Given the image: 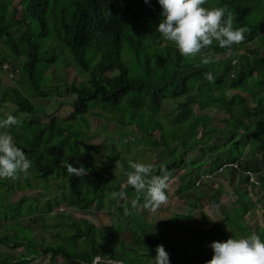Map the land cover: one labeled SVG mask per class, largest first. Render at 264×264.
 I'll list each match as a JSON object with an SVG mask.
<instances>
[{
  "label": "trees",
  "instance_id": "1",
  "mask_svg": "<svg viewBox=\"0 0 264 264\" xmlns=\"http://www.w3.org/2000/svg\"><path fill=\"white\" fill-rule=\"evenodd\" d=\"M204 6L226 7L235 27L249 29L245 40L231 48L214 42L205 49L213 56L210 64L200 63V55H181L161 37L158 0H0V74L9 73L19 83L1 87L0 75V119L18 118L10 131L32 161L26 175L0 178V224L8 223L1 224L0 244L11 250L23 246L18 256L9 254L13 264L47 254L51 264L57 257L63 264H92L97 255L125 264H154L159 244L171 264H206L214 240L253 232L264 239V198H259L263 224L256 225L249 219L252 204L246 196L248 189L254 196L258 188L264 190V0H206ZM69 65L78 75L70 79L64 73L63 81H55L56 68L66 71ZM208 71L213 81L205 77ZM52 94L59 96V109L67 103L71 110L59 115L35 101ZM173 102L176 106L165 110ZM90 115L119 124L123 136L118 146L129 151L141 143L143 151L157 153L153 175H167L169 182L168 200L159 209L177 194L194 209L207 201L219 208V218L206 215L207 229L198 227L196 211L147 219L155 207L148 206L146 193L129 184L126 174L115 176L96 162L95 152L111 141H94ZM218 118L223 127L215 125ZM200 130L202 139L195 138ZM113 155L124 164L128 157L137 161L130 152L123 158L120 151ZM69 163L87 171L69 173ZM182 168L184 173L177 175ZM217 176L233 191L219 187ZM22 189L30 195L14 198ZM132 201L145 209L143 218ZM63 203L81 215L56 209ZM104 211L110 222L97 226L89 214ZM35 212H54L52 222L59 228H47L51 240L11 224ZM178 218L187 221L178 233L188 235L171 232ZM78 238L90 248H70L68 243Z\"/></svg>",
  "mask_w": 264,
  "mask_h": 264
},
{
  "label": "clouds",
  "instance_id": "2",
  "mask_svg": "<svg viewBox=\"0 0 264 264\" xmlns=\"http://www.w3.org/2000/svg\"><path fill=\"white\" fill-rule=\"evenodd\" d=\"M158 3L162 6V19L157 26L161 37L171 41L183 56L200 55L202 64L213 62V56L204 50L214 42L221 47L231 48L244 41L249 30L247 25L235 27L233 13L226 7H205L206 0H158ZM204 75L209 81L215 79L211 71ZM17 124L18 118L12 114L0 119V178H14L20 173L26 175L32 167L31 159L10 131ZM129 165L130 170L125 173L128 183L137 191L146 193L148 206L158 208L166 203L167 175H153L155 165L151 162L129 161ZM67 168L69 173L77 175L87 171L83 165L71 163ZM256 185H260V180ZM132 204L135 207L136 201ZM210 247L213 256L206 264H264V239L254 232L239 238L232 235L226 240H214ZM155 251L154 264H171L170 254L163 244L157 245ZM99 260L109 264H125L123 260L95 256V264Z\"/></svg>",
  "mask_w": 264,
  "mask_h": 264
},
{
  "label": "rangeland",
  "instance_id": "3",
  "mask_svg": "<svg viewBox=\"0 0 264 264\" xmlns=\"http://www.w3.org/2000/svg\"><path fill=\"white\" fill-rule=\"evenodd\" d=\"M20 4L18 5V8H20ZM64 73L67 74V76L70 79L75 78L76 75H78L77 70L74 68V66L69 65L66 68V71L63 70V68L59 67L56 68V74H57V78L55 79V81H57V79H59V81H63L64 80ZM2 76V85L1 87H5V86H10V85H19L18 81L14 78V76H12L9 73H3L1 72L0 74ZM256 78H260L261 74L260 72H257V74L255 75ZM59 100V96H55V94H52L50 97L45 98V97H39L36 98L35 101L39 102V103H45L46 107L48 109V112L51 111H58L59 115H65L67 112H69L71 110V106H69L67 103L66 104H62L60 106V109L58 108V104L57 101ZM170 104V103H169ZM176 106V103L173 102L172 105L170 104L167 105V107L165 108V110L167 109H172ZM3 108V107H2ZM9 108H5V110H8ZM220 116H222V114H219ZM225 116H227V114H223ZM90 125H89V129H91L90 133H94L95 137L93 138L94 141L101 142V140H103L104 138H106V142L104 143H109L108 147H102L101 149L97 150L95 152V158H96V162L97 163H101L102 166H104V170H112L115 172V176L121 177L122 175H124L126 173V170H130V165H129V161H132V157H128L126 158L125 161H127V164H124L123 162H121L119 160L118 157H116L115 155H113V152L116 153L117 151L121 152V158L123 157H127L128 153L130 152L131 156L136 157L137 161H142V162H151L154 165H156V163L158 162V155L157 153H155L154 150H150V149H146L145 151H143L141 149V147H143V144L139 143L137 145H131L130 146V150L127 151V148L125 147H121L117 145V142H119L118 138L123 136V130L118 126V123H115L113 121H106L103 118L97 117V116H93L90 115ZM215 125H219L221 127H223L225 125L224 121H221L219 118L215 121ZM133 131L134 128H132ZM190 135V134H189ZM202 134H201V130H200V134H197L195 136V138H199L202 139ZM116 140V141H113ZM113 142V143H112ZM111 163L112 166L111 168H109L107 166V164ZM121 165H123V167H121ZM184 168L182 169H177L176 170V174H180V173H184ZM175 176V175H174ZM176 177V176H175ZM218 178V176H217ZM216 178V179H217ZM169 183V182H167ZM217 183H219V187H221L222 189L226 190V191H233V186L231 185V183L226 182V180L222 179V178H218L217 179ZM218 187V188H219ZM209 192H212V190H208ZM242 192H244V190H242ZM247 194L246 196L250 199V203L251 205V210L249 211V219L256 225H262L263 224V218H262V207L260 206L261 204H259V198H264V190H262L261 188H258V192H254L255 194H258L257 196H254L252 192L249 193V189L246 191ZM1 193V190H0ZM23 194H29V191L22 189L21 191H18L14 198H18L20 196H22ZM182 195H171L170 197V203L168 206L159 209V207H155L154 209H152L147 215H145L147 217V219H150V217H153V220L155 221H160L163 220L165 218L171 217L174 213H178V214H188V212L190 211H196L197 215H198V219H197V225L199 228L201 229H207L209 227V223L205 222L206 221V215L210 216V218H216L218 219V211L219 208L217 207H212V204L208 203L207 201L205 206H201L200 209H194L188 202L187 199H183L181 197ZM245 196V197H246ZM246 197V198H247ZM247 198V199H248ZM258 198V200H257ZM42 199V197H41ZM14 200V199H13ZM44 200V199H43ZM133 202V201H132ZM164 205V204H163ZM161 205V206H163ZM69 207V206H68ZM64 203L61 204L60 206L56 207V209H68V211H70L71 213H73L75 216H79L81 215L80 212L76 211V209L72 208H68ZM144 210L143 207L140 208L139 205H136L134 208V211L136 214H138L139 216L142 215V218L144 217ZM205 211V213H203ZM89 214V213H88ZM107 212H100L99 215H95L93 216L92 214H89V216L94 219L95 224L97 226H101L102 224H107L110 222V219L106 216ZM217 215V216H216ZM69 215H62V218L65 220H68ZM220 216V215H219ZM36 218V219H35ZM34 219V220H33ZM53 220H55V214L54 212H49L47 213H43V212H35L31 215L24 213L23 216H21V218L19 220H12L11 224H21L25 227H27L33 234H37L38 235H44V237H47L48 240H51V238L48 236L50 235V233L48 232L47 228H50V226L55 227L54 223L52 222ZM135 220H139L138 218ZM152 220V221H153ZM140 221V220H139ZM179 222V224H178ZM187 223V221L183 220L182 218H178V221L176 220L174 223H172L171 226V232L174 235L180 236L182 234L188 235L189 232H183V233H178V226L183 227L186 226L185 224ZM2 225L4 224H8V223H4L1 222ZM0 224V231H3V226ZM57 228H59V226H56ZM55 227V228H56ZM53 229V228H52ZM50 229V230H52ZM11 233L10 235L14 234L15 230L11 227L10 228ZM4 232V231H3ZM23 234H26V232H24ZM13 239V238H12ZM53 240V239H52ZM37 241H40V239H37ZM54 241V240H53ZM12 245L15 244V241L10 242ZM70 248L76 249V248H90V245L83 239V238H78L77 240L68 243ZM19 248H16L15 250H11L10 247H8L5 244H0V264H13L15 262V260L13 259L14 257H11L10 255H17L20 252L21 244L19 245ZM5 251L7 252V258L5 259L3 257V255H5ZM10 254V255H9ZM27 257V256H25ZM28 258L25 260L21 259L19 261L20 264H51V257L49 254L47 255H37L34 259H32L31 255H28ZM13 262V263H12ZM64 261L62 258L57 257L56 258V264H63ZM92 264H95V262L93 261Z\"/></svg>",
  "mask_w": 264,
  "mask_h": 264
},
{
  "label": "built area",
  "instance_id": "4",
  "mask_svg": "<svg viewBox=\"0 0 264 264\" xmlns=\"http://www.w3.org/2000/svg\"><path fill=\"white\" fill-rule=\"evenodd\" d=\"M236 164V163H235ZM237 165V164H236ZM220 170H223V168H221ZM207 176V175H206ZM253 176V175H252ZM251 180L254 182V183H256V184H259V180L255 177V176H253L252 178H251Z\"/></svg>",
  "mask_w": 264,
  "mask_h": 264
}]
</instances>
